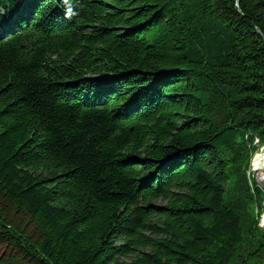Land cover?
Returning <instances> with one entry per match:
<instances>
[{
    "label": "trees",
    "instance_id": "1",
    "mask_svg": "<svg viewBox=\"0 0 264 264\" xmlns=\"http://www.w3.org/2000/svg\"><path fill=\"white\" fill-rule=\"evenodd\" d=\"M254 140L264 0H0V264H264Z\"/></svg>",
    "mask_w": 264,
    "mask_h": 264
},
{
    "label": "rangeland",
    "instance_id": "2",
    "mask_svg": "<svg viewBox=\"0 0 264 264\" xmlns=\"http://www.w3.org/2000/svg\"><path fill=\"white\" fill-rule=\"evenodd\" d=\"M250 146L255 147L257 149L252 153L251 156L252 158L250 160V167L245 175L246 178L247 176L250 177V180L248 181V186L250 189V194L253 195L254 200L252 203L248 205L246 209L249 214H253L254 217H256L257 227L264 233V227H261L259 225L260 216H262L264 213V171H260V170L256 171L253 170L252 168L254 157L262 148H264V146L259 147L258 141L256 142L255 140L252 142ZM254 189L260 190L263 194L259 193L257 195L256 192H254L255 191Z\"/></svg>",
    "mask_w": 264,
    "mask_h": 264
},
{
    "label": "bare ground",
    "instance_id": "3",
    "mask_svg": "<svg viewBox=\"0 0 264 264\" xmlns=\"http://www.w3.org/2000/svg\"><path fill=\"white\" fill-rule=\"evenodd\" d=\"M253 170L264 171V148H262L253 159Z\"/></svg>",
    "mask_w": 264,
    "mask_h": 264
},
{
    "label": "built area",
    "instance_id": "4",
    "mask_svg": "<svg viewBox=\"0 0 264 264\" xmlns=\"http://www.w3.org/2000/svg\"><path fill=\"white\" fill-rule=\"evenodd\" d=\"M255 141L257 142V140H255ZM259 225H260L261 227H264V213H263L262 216H260Z\"/></svg>",
    "mask_w": 264,
    "mask_h": 264
}]
</instances>
